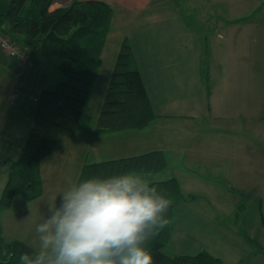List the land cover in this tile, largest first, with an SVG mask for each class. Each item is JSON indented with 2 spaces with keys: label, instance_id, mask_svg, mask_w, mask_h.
<instances>
[{
  "label": "crops",
  "instance_id": "0c3cea01",
  "mask_svg": "<svg viewBox=\"0 0 264 264\" xmlns=\"http://www.w3.org/2000/svg\"><path fill=\"white\" fill-rule=\"evenodd\" d=\"M71 1L54 0L49 9L53 10L68 5ZM101 1L107 2L113 8L112 19L116 16L127 19L126 23L121 24L116 29L122 32L124 42H127L130 46L129 68L139 71L145 86L154 114L149 122L150 125H159L160 121L164 120L168 121L167 123L170 126H173L177 122L175 117L196 118L206 113H212L214 120L223 117L224 114H230L234 118L238 112H243V109L245 111L247 104L258 101L257 98L250 97L242 100L240 95L243 93L244 88H249L248 91L253 96L264 98V86L258 90L257 75L248 74L249 70L247 69L251 53L256 54L257 52L254 51H258V48L254 47V42L256 45L257 39L262 37L264 39V19H258L256 14L252 15V11H256L259 5L264 3L263 0ZM184 1L190 5L192 11L196 14L191 20H188L189 17L186 15L185 10L184 13L181 10L188 5ZM201 28L205 29V32H202ZM112 31L109 30L108 35ZM201 39H204V41L202 42ZM197 40H201V44ZM103 51L104 47L101 58ZM242 53L245 55L243 56ZM202 56L205 57L202 72H206L207 81L206 78H201L202 67L200 63H202ZM242 56L246 62L237 60L236 57ZM231 58L233 61H231ZM114 65L115 61L112 68H114ZM37 67L40 76L39 82L47 87L43 79L45 70H42L39 61ZM189 69L188 83L186 75ZM261 69L264 77V64H261ZM19 70V61L8 56L6 52L3 53L0 49V88L2 86L8 88L7 97L4 96V100L0 95V135L3 130L2 120H5L8 112L18 114L14 117L15 122L13 123V128L17 132L22 134L24 128L30 130L33 125V114L28 108L30 103L27 99L29 100V98L26 97L28 84L30 87L32 80L31 78L22 79L19 77ZM18 82L22 89L16 100H12L9 98L10 90ZM194 82L195 87L193 86ZM262 82L264 83V78H262ZM185 83L191 91L186 89L184 98L182 97L184 95L182 86ZM194 97L196 102H193ZM88 101L89 98L84 108L88 107ZM102 104L103 101L90 127L83 126L80 128L79 125L74 136H59L53 151L43 157L40 162L43 188L41 195L29 201L13 199L8 208L1 209L5 213L2 220H0V234L3 238L6 237V228L9 225L12 239H21L31 247H38L36 224L45 218L50 204H53L55 200L57 205L59 204L60 194L58 193L70 183L78 180L85 164L137 156L153 151H162L161 154L163 153L165 147L156 145L154 136L145 138V140H138L134 137L130 142L121 144L123 152L119 148L120 146L115 147L103 140V134L112 131H127L128 133L130 130H134L136 131L134 132L135 136L137 131H142L149 123L140 128L131 127L99 131L98 118ZM257 117L264 119V113L261 109H258ZM27 134L23 139L19 138V143L15 147L7 148L5 154L0 151V173L3 174L0 189H3L8 177L7 167L18 156ZM195 149L198 150V146L193 144L190 152ZM85 150L88 152L87 154L92 153L93 161H87V154L83 157ZM78 151L79 154L76 156ZM177 151L179 153L183 150L178 149ZM5 155L10 156L6 157ZM186 158L187 163L196 162L191 158L188 159L187 156ZM209 165L214 170L213 173L217 172L218 169L215 168H219V166L216 162ZM160 170L151 173H140L146 174L151 182L164 181L154 180L150 176L161 172ZM64 182L65 184H63ZM187 196L190 197L191 195L187 194ZM15 206L16 209L14 210ZM185 208H178L173 205L171 218L173 239L176 238L177 233V218L181 212H185ZM179 221L188 223L189 220L183 215V218ZM22 225H25L24 230H13V228ZM23 233L24 235H21ZM260 247L255 248L254 255L261 253L264 255L263 248ZM178 254L191 253H184L181 250L176 255ZM257 261L256 264H264V258H258Z\"/></svg>",
  "mask_w": 264,
  "mask_h": 264
},
{
  "label": "rangeland",
  "instance_id": "374dc122",
  "mask_svg": "<svg viewBox=\"0 0 264 264\" xmlns=\"http://www.w3.org/2000/svg\"><path fill=\"white\" fill-rule=\"evenodd\" d=\"M181 10L183 13L185 10L186 15L189 17L188 20L196 16L189 4ZM254 14L258 16V19H264V3L260 4L256 11H252V15ZM126 21L127 19L118 16L112 19L110 26V30H113L112 35L107 34L106 36L102 64L88 94V107L82 111L83 114H81L79 122L80 128L83 126L90 127L101 107L112 74L113 63L116 61L118 52L124 42L122 32L116 28L126 23ZM197 25L201 27L200 24L197 23ZM201 31L205 32V29L201 28ZM0 34L1 38H9L7 33L0 32ZM201 40L204 41V39ZM201 40H197V42L201 44ZM16 42L15 44L19 47V43ZM254 47L258 48V51H254L257 52V55L251 53L247 69L249 70L248 74L257 75L256 81L259 90L264 86L262 82V78H264L263 71L261 69V64H264L263 37L257 39L256 45L254 42ZM8 56L10 55L8 54ZM38 56L40 66L42 70H45L43 79L47 87L52 88L59 81L67 78V75L57 68L58 56L41 53H38ZM243 56L236 58L238 61L246 62ZM201 61V78H206L207 81L205 73L202 72L205 57L202 56ZM231 61H233L232 58ZM189 73L190 69L187 72L186 81H188ZM193 86L195 87V82ZM37 87V83L33 82L29 98L32 99V97L36 98V95L38 96ZM20 89L22 88H20L18 82L10 90L9 98L13 100L16 96H19ZM186 89L190 90L185 83L182 86L184 93L182 97L184 98ZM248 89L244 88L240 98L242 100L249 97L257 98L258 101L247 104V107H244L245 111L243 109V112H238L234 118L230 114H224L225 116L223 115V117L214 120L212 113H206L196 118L175 117L177 122L173 126H170L167 123L168 121L164 120L160 121L159 125H150L149 123L142 131H137L135 136L134 132L136 131L134 130H130L128 133L127 131H112L102 136V139L111 143V145L120 146L122 152L123 143L130 142L134 137L138 140H145V138L154 136L156 145L165 147L162 153L165 160L161 172L150 176L154 180H168L174 177L182 193L181 199H184L175 202L174 206L176 205L178 208L186 207L185 212H181L177 218L176 238L173 239L171 232L168 240L162 246V251L168 255H176L181 250L184 253L191 254L198 251H207L220 258L223 264H256L258 258H264L262 253L253 254L255 248L259 246L264 251V119L257 117L258 109H261L264 113V98L253 96ZM7 93L8 88L2 86L0 95L3 100L4 96L7 97ZM193 102H196L195 97ZM254 109L256 110L252 114ZM16 115L18 114L8 112L5 120H2L3 130L0 135V151L4 154L7 148L15 147L19 143V138L23 139L29 132V128H24L22 134L13 128ZM193 144L198 146V150L195 149L190 152ZM178 149L183 151L178 153ZM86 150L83 157L88 153ZM78 154L79 151L76 152V156ZM186 156L188 159L196 160L197 163L194 161H191L192 164L187 163ZM87 161H93L91 152L87 154ZM214 162L219 166V168L214 167L218 169L215 173L209 165ZM1 178H3L2 173H0V181ZM1 190L3 189H0V195ZM187 194L193 197H188ZM13 199L22 200L20 190L16 191ZM1 209L0 220L5 214ZM182 214L188 218V223L179 221L183 218ZM16 229L19 231L24 230L25 225L13 228L14 231ZM21 235H24V233ZM3 239L6 243L14 240L10 237L9 225L6 228V237L4 236ZM32 248L36 250L38 247L32 246Z\"/></svg>",
  "mask_w": 264,
  "mask_h": 264
},
{
  "label": "trees",
  "instance_id": "16d2710c",
  "mask_svg": "<svg viewBox=\"0 0 264 264\" xmlns=\"http://www.w3.org/2000/svg\"><path fill=\"white\" fill-rule=\"evenodd\" d=\"M53 2L0 0V32L7 33L12 42L17 41L21 49H26L27 60L31 62L29 66L20 65L22 76L19 77L31 78V85L36 82L39 91L36 99L29 98L32 86L28 84L26 97L29 98L33 125L17 158L7 167L8 177L0 195L2 209L12 204L17 190L21 191L25 201L41 195L40 162L53 151L59 136L71 137L77 132L89 91L102 63L101 53L110 30L113 8L101 0H72L68 5L50 10ZM38 53L58 56L57 68L67 78L52 88L44 87L39 82ZM130 56V46L123 42L98 118L99 131L140 128L154 116L139 71L128 66ZM164 160L161 152L153 151L88 163L83 166L78 179L129 169L156 172L163 167ZM153 183L171 198V205L167 212L169 223L147 242L153 254L152 264H223L220 258L207 251L173 256L162 251L172 232L173 205L182 198V193L174 178ZM34 251L18 239L6 243L0 234V264H20L22 253Z\"/></svg>",
  "mask_w": 264,
  "mask_h": 264
},
{
  "label": "clouds",
  "instance_id": "9594fccd",
  "mask_svg": "<svg viewBox=\"0 0 264 264\" xmlns=\"http://www.w3.org/2000/svg\"><path fill=\"white\" fill-rule=\"evenodd\" d=\"M58 194L20 264H152L147 242L169 223L171 198L146 174L83 177Z\"/></svg>",
  "mask_w": 264,
  "mask_h": 264
},
{
  "label": "built area",
  "instance_id": "2783aa9c",
  "mask_svg": "<svg viewBox=\"0 0 264 264\" xmlns=\"http://www.w3.org/2000/svg\"><path fill=\"white\" fill-rule=\"evenodd\" d=\"M0 48L8 53L10 56L16 58L20 65L27 64L28 66L31 65L28 58V52L25 49H21L18 47L14 42L11 41L10 38H1L0 37ZM18 76H22L21 70L18 72ZM33 86V84H32ZM38 90V87H37ZM36 99L32 97V99Z\"/></svg>",
  "mask_w": 264,
  "mask_h": 264
}]
</instances>
